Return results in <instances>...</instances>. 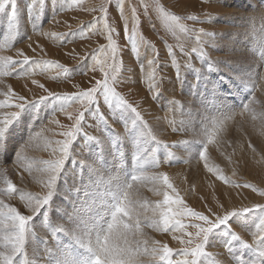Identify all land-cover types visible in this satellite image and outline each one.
Instances as JSON below:
<instances>
[{
  "label": "rangeland",
  "instance_id": "rangeland-1",
  "mask_svg": "<svg viewBox=\"0 0 264 264\" xmlns=\"http://www.w3.org/2000/svg\"><path fill=\"white\" fill-rule=\"evenodd\" d=\"M29 2L30 0H18V17L16 20L18 28L14 39H6L10 21L7 12H0V55H11L17 58V49L23 48L25 54L30 57L58 61L68 68H74L71 73L73 77L64 82H57L55 77L58 69L55 68L41 72L39 69L33 71L28 65H25L24 67L29 68V71L32 72L30 77H26L20 68L11 72V67H9L11 74L0 76V80L4 81L0 85V93L6 90L7 86H11L14 92L30 97L33 93H36L37 96L46 95L31 83L32 79L38 80L49 90L60 93H74L78 89L90 87L91 83L94 82V80L91 82L89 80L91 74L82 75V73L87 66L90 67L95 63L91 55L92 50L101 44H106L107 41L99 33L89 32L86 36H78L77 32L81 25H87L94 18L100 16L99 11L92 12L90 9L93 4L98 6L102 0H45L43 12L38 21L29 18L27 11ZM145 2L150 5L146 16L142 14L143 5L140 0H124L125 15L130 16V8L138 6V14H140L139 32L145 40L156 46L161 58L164 57L167 46L172 45L173 51L176 53L175 59L183 65L182 54L179 52L180 46L182 44L186 48L195 46V36L179 31L174 35L168 31L156 12L155 6L157 4L182 17L181 22L189 29L198 30L204 27L207 31H215L224 35L222 39L225 47L221 50L212 51L211 59L228 60L231 63L226 66L221 64L219 68H210L207 61L197 58L194 61L196 68L184 71L177 78L174 73L175 66L171 63L172 57H168V63L162 62L159 63V66H155L156 78L159 80L163 91L152 101L153 107L149 109V106L143 103L144 97L155 95V91H159L156 89L153 93L148 92V76L154 67L147 64V59L150 58L149 46L138 39L125 40L123 20H119V23L116 22L119 8L115 0H112L108 6L109 23L116 28L117 35L114 38L117 44L126 45L122 47L120 52L121 68L118 79L121 85L116 90L125 95L130 103L134 102V106H140L143 121L146 122V129L127 105H120L113 101L111 106L102 107L101 111L104 112L107 119L95 117L87 135L81 134L77 137L57 181L52 205L47 209V219L44 217L45 210L42 209L40 215L32 222L35 235L30 239L27 246L30 259L34 249L39 255L45 247L51 246L55 242L56 248L53 249V257L59 259L61 264L64 261H67L68 264H86L88 253L86 249L75 243L76 237H80L85 243L89 239L94 240L95 234L105 224L110 212V205L114 202L113 196L122 193L133 174L141 176V179L134 183L130 191L136 199L138 208L141 205L146 206V211L143 208L140 209L143 215L151 216L157 202L163 200L162 192L165 189L161 184H153L151 180V177L157 172L167 174L169 182L180 191L187 205L198 211H204L206 204L215 206L217 200L222 201L226 206H241V204L252 206L256 203H264V197L259 196L258 193H253L251 189H232L217 178L219 175H224L239 183L248 181L258 188H264V151L257 150L259 146L264 144V138L259 141L255 140V136L247 138L245 141L242 139L241 148L249 147V144L252 145V148L247 151L243 149L238 151L233 142H235L237 134L241 132L240 125L244 120L239 119L238 115L235 116V119L239 122L229 121L228 125L230 124L231 129L221 131L218 136H224L216 137V142L208 146L206 154L209 159H212L211 164L221 169V173H210L209 176L206 175L200 181L193 176H185L184 172H180L176 176L171 174L175 170H177L176 172L180 169L186 170L192 162L199 160L194 157L201 149L202 141L208 132L203 129L202 124L204 118L211 112L220 109L224 113L233 110L239 112L243 103L254 99V103L250 106L251 113L242 116L247 119L246 124L241 125L243 136L245 138V133L250 136L254 132V128L261 129L264 127V122L261 120V116H264V81L257 83L254 94L249 95L241 80L233 78L234 76H251L252 71L255 73L264 72V64L259 62V56L264 52V30H262L264 25L257 20L249 37L245 32V18L251 14H258L264 8V0H216L222 8H210L207 6L206 0H145ZM201 4L204 6L201 7ZM62 9L65 10L62 11ZM202 11L210 12L212 19L204 22L187 19L190 15L199 17ZM55 16V21H51ZM209 25H214V27H209ZM37 26L45 32L67 33L69 35L61 41L52 36L41 35L39 32L34 34L33 29ZM129 28H131V21ZM234 32L240 33L235 40L231 38ZM30 35L36 53H33L24 44ZM37 45L40 47H36ZM41 47L44 49L43 53L40 52ZM239 47L246 50L244 56L240 53ZM205 50L208 51L207 48ZM224 52L231 53V56L229 58L223 57ZM84 56L88 58L82 62L81 57ZM245 68L250 70L243 73ZM196 69H199V72ZM102 75L97 71L95 78L99 79ZM213 85L219 86V93H213ZM262 86L263 92L259 96ZM28 89H32V91L29 92ZM0 99H4L2 94H0ZM172 100L179 102L175 108L170 104ZM61 106L62 102L54 99L46 100L39 105H29L10 129L9 141L13 151L17 145L27 140L30 131H40L44 127L49 129L42 138L33 142L26 154L25 164L32 167V175H29L23 167L14 168L11 153L3 158L6 163L5 166L9 169L7 178L27 192L43 194L42 186L38 182L41 178L40 169L44 167L43 161L51 157L50 151L45 148V142L47 139H62L61 136L57 135L62 129L50 121L55 117L60 124L71 123L67 116L59 111ZM78 107V104H74L71 110L74 111ZM88 118L91 119L90 116ZM156 119L163 124L164 128L161 132L156 129L157 126L154 123ZM173 129L179 130L173 131ZM226 132L227 136L225 137ZM163 133L167 135L165 138H163ZM88 135L96 136L99 142L95 139L89 140ZM152 136L171 147L165 149L155 143ZM180 141H189L190 143L184 145L178 143ZM243 141L245 145H243ZM253 148L256 149L255 152H253ZM2 151L3 144L0 143V152ZM169 152L172 153L171 157L168 156ZM137 154L143 157V167H138L133 159ZM153 157L163 162L160 167L157 168L151 163ZM169 160H171L170 166ZM184 161L188 162L185 163ZM233 172L236 175H233ZM21 177L24 178L23 183H21ZM217 183L220 186L216 187ZM2 187H5L4 176H0V188ZM237 192H242L246 199L241 200L237 196ZM11 203L22 207L18 203V197ZM70 212L73 213L74 217L75 234L71 238L67 233H58L53 236L52 229L63 224ZM233 220L236 218L234 217ZM238 222L246 232L243 234V239L252 243V232L255 231L254 225L257 222V217L254 213H249ZM230 223L232 222L230 221ZM233 229L238 233L240 232L235 224H233ZM142 231L147 238L150 237L167 243L174 250L182 247L178 241L172 238L171 233L164 234L150 228H143ZM189 231L193 230L189 229ZM139 238L144 239L146 237ZM213 238L221 245L227 240L228 234L224 226L215 229L213 234L209 236V241L212 242ZM44 241H47V244ZM232 248V255L243 254L248 264H252L255 259L252 249L242 248L238 241L233 242ZM206 250L218 264H223L219 255L221 248L210 244ZM140 259L143 264H157V261H154L147 254ZM207 264H211V262L208 261Z\"/></svg>",
  "mask_w": 264,
  "mask_h": 264
},
{
  "label": "snow or ice",
  "instance_id": "snow-or-ice-1",
  "mask_svg": "<svg viewBox=\"0 0 264 264\" xmlns=\"http://www.w3.org/2000/svg\"><path fill=\"white\" fill-rule=\"evenodd\" d=\"M112 0H102L97 6L93 4L90 11L100 12V16L94 18L89 24L81 25L77 32L78 36H86L89 32L93 34L99 33L103 35L107 41L106 44H101L98 48L92 50V57L95 60L90 67L87 66L82 75H88L91 83L90 87L86 89H78L74 93H60L49 90L38 80L32 79L31 83L36 85L38 89H41L46 95H33L30 97L26 94H20L14 92L11 86H7L6 90L2 91L4 99H0V143L3 144V151L0 152V176H4L5 187L0 188V264H61V261L53 257V249L56 248V243H52L51 246L45 247L43 252L37 255L36 250L32 252V258H29L27 252V246L35 233L32 228L33 220L40 215L42 209L44 211V217L47 219V209L52 205V198L56 192L57 181L60 178V174L64 169V165L69 155L71 154L72 146L77 140V137L81 134L87 135L88 129L91 127L95 117L99 116L101 119H107L104 112L101 111L103 106H111L113 101L120 105H127L136 118L141 121L146 129V122L143 121V116L140 110V106H134V102L130 103L125 95H122L116 89L121 85L118 75L121 68L120 52L122 47L126 45H118L114 36L117 35L116 28L109 23V4ZM115 3L119 8V15L116 18V22L123 20L124 37L125 40L138 39L149 46L150 58L147 59L149 66H154L151 73H149L148 79V92L155 95H146L143 103L149 106V109L153 107L152 101L161 94L163 89L160 86L159 80H157L156 67L159 63L167 62L168 57H172L171 63L175 66V75L179 78L184 71L196 68L194 61L199 58L200 60L207 61L208 66L219 68L221 64L228 65L231 61L211 59V52L214 50H221L225 47V43L222 39L224 35L215 32L207 31L204 27L196 29H189L184 23L181 22L182 17L175 15L171 11L166 10L163 6L157 4L155 6L156 12L165 28L172 32L174 35L177 31L185 34H194L195 46L185 47L183 44L180 46L179 52L182 54L183 65L177 62L175 59L176 53L173 51V46L168 45L166 53L163 58L160 56V52L156 46L150 41L144 39L139 32L140 14H138V6H132L130 8V16L125 15L124 0H115ZM143 5V15H147L150 5L145 0H140ZM208 7L222 8L216 0H206ZM45 0H30L27 5V11L30 19L38 21L40 15L43 12ZM204 5L201 4V7ZM65 9H62L64 11ZM0 12H7L9 18V26L7 29L6 39H14L18 25L16 23L18 17V0H0ZM228 18V17H225ZM56 16L51 21H55ZM191 21H209L212 19L210 12H201L200 16L190 15L187 17ZM259 20L264 25V8L260 10L258 14H251L245 18V32L249 37L250 31L254 28L256 21ZM131 21V28H129V22ZM99 26V27H98ZM214 27V25H209ZM264 30V27H262ZM39 32L44 36H52L61 41L64 40L67 33H50L45 32L39 26L33 29V33ZM239 32L232 33V39L235 40L239 36ZM25 46L31 49L33 53H36V48L32 44V36L30 35L27 40L24 41ZM36 47H40L37 45ZM208 49L206 51L205 49ZM40 52L43 53L44 49L41 47ZM195 54V55H193ZM16 57L11 55H0V76H8L11 72H14L17 68H20L26 77H30L33 71L39 69L41 72H46L50 68L58 69L55 79L57 82H64L72 79L71 73L74 68H68L58 61L46 60L43 58L30 57L25 54L23 48L17 49ZM87 56L81 57V61H86ZM259 62L264 64V52L259 56ZM28 65L29 68L24 66ZM11 67V72L9 71ZM199 72V69H196ZM99 71L103 75L101 78L96 79V73ZM200 78L199 76L197 77ZM239 78L241 83L244 84L248 90L249 95H253L256 83L255 81H264V72L258 74L253 73L251 76L245 77H233ZM4 83L0 80V85ZM29 92L32 89H28ZM213 93H219V86L213 85ZM102 98V103H101ZM57 100L62 102V106L59 108L60 112H63L67 119L71 122L67 125L60 124L58 120L53 117L50 121L52 124L58 125L62 131L57 133L62 139L52 140L47 139L45 142L46 150L50 151L51 157L43 161L44 167L40 169L41 178L39 183L42 186L43 194L27 192L22 187H17L12 180L7 178L9 171L5 166L3 158H6L11 153V160L14 168H25L29 175H32V167L26 165L28 149L33 145V142L43 137V134L49 129L47 127L41 128L40 131L29 132L27 140L16 146L13 151L10 146V129L12 125L19 120L21 114L29 105H39L46 100ZM178 101L172 100L170 104L173 108L176 107ZM253 100H248L247 103H243L240 111H229L227 114L220 118H216L212 121L211 129L207 132L206 137L202 141V147L198 154L194 157L203 161V167L209 173L219 174L221 169L218 166H210L209 157L206 154L209 144L216 141V137L221 131H226L229 121H233L236 115L245 116L250 114L252 109L251 105ZM78 104L79 107L74 111L71 110L72 105ZM91 117V119L88 118ZM253 119L255 117L253 116ZM262 122H264V116H261ZM179 129H173L178 131ZM264 134V133H262ZM89 140H97L96 136L88 135ZM152 140L163 146L165 149L171 147L168 144H164L161 141L156 140L155 136H152ZM99 142V141H98ZM187 145L189 141H180ZM249 148L252 145L249 144ZM256 151L255 148L252 149ZM155 151V149H153ZM172 153L169 152L168 156L171 157ZM138 167H143V157L139 154L133 157ZM171 160L168 161L169 166ZM187 163L188 161H184ZM151 163L157 168L161 166L162 161L152 158ZM233 175H236L233 172ZM218 178L229 185L232 189H251L253 193H258L259 196L264 197V188H258L255 185L244 181L243 183L236 182L227 176L219 175ZM23 177H21V183H23ZM141 179V176L133 174L130 177V182L127 183V187L119 195L113 196V203L110 205V212L104 226L98 231L94 240L89 239L87 243L80 237H76L75 243L80 247L86 249L88 257L86 264H143L140 259L143 255L147 254L157 264H207L208 261L211 264H218L215 259L211 258L210 253L207 252V248L210 244L215 247L221 248L219 255L223 261V264H248L246 258L241 255H232L233 242L238 241L242 248L252 249L254 251L255 259L252 264H264V203H256L252 206L241 204V206L231 205L226 206L222 201L217 200L215 206L206 204L204 211H198L189 207L185 202L184 197L181 196L180 191L169 182V177L163 172H157L152 177L153 184H161L165 189L162 192L163 200L157 202L156 208L153 209L151 216L143 215L141 208L146 209L145 205L137 207L136 199L131 194V189L134 183ZM170 190V191H169ZM188 191V190H186ZM237 196L244 200L246 197L242 192H237ZM18 197V203L20 206L13 205L11 201L16 200ZM249 213H254L257 217V222L254 225L255 231L252 232L253 242L248 243L243 239L244 232L241 224L238 222L246 217ZM236 220H233V218ZM73 213H68L67 219L63 224L57 225L52 229L53 236L58 233H67L71 238L76 231L75 223H73ZM230 221L232 223H230ZM235 227L240 229L238 233L233 229ZM224 226L228 238L225 242L218 244L213 238V241H209V236L213 234L214 230ZM143 228H150L153 231L168 234H172V238L180 245L181 248L174 250L170 248L167 243H162L160 240H154L147 238L146 234L142 231ZM192 229L193 231H189ZM179 233V235H176ZM146 237L140 239L139 237ZM47 244V241H44ZM232 256V258H230ZM179 257V258H176ZM63 264H68L64 261Z\"/></svg>",
  "mask_w": 264,
  "mask_h": 264
},
{
  "label": "bare ground",
  "instance_id": "bare-ground-1",
  "mask_svg": "<svg viewBox=\"0 0 264 264\" xmlns=\"http://www.w3.org/2000/svg\"><path fill=\"white\" fill-rule=\"evenodd\" d=\"M234 1H236V0H234ZM37 39V38H36ZM246 39V38H245ZM37 42H38V39H37ZM240 48V53L244 56V54L246 53V50L245 49H243V48H241V47H239ZM231 56V53H227V52H224V54H223V57H225V58H229ZM248 70H250L249 68H245V70L243 71V73H245V71H248ZM251 73H255V72H251ZM256 74H258V73H256ZM261 83L262 81H260V80H256L255 81V83L257 84V83ZM263 92V86H262V89H261V92H260V95L259 96H261V93ZM210 102H212V101H210ZM213 103H214V101H213ZM216 104V103H215ZM214 105V104H213ZM212 106V105H211ZM217 107V106H216ZM215 108V107H214ZM209 110V109H208ZM225 114H227V113H224V112H222V109H220V110H215V112H211L210 114H208L207 115V117L206 118H204V122H203V124H202V127H203V129H205V131H209L210 129H211V126H212V121L213 120H215L216 118H220V117H222L223 115H225ZM155 117V116H154ZM238 117H239V119H244L243 121H242V126H244L245 124H246V121H247V119L246 118H243L242 116H240V115H238ZM246 119V120H245ZM233 121H238L237 119H234ZM232 122V121H231ZM239 122V121H238ZM237 122V123H238ZM154 123L156 124V129L159 131V132H161L162 130H163V124H162V122L161 121H159L158 119H156V121H154ZM240 125V124H239ZM240 125V129H241V132H239L238 134H237V138H236V140H235V142H233L234 144V146L238 149V151H241L242 149L244 150V151H247L248 149H249V147H243V148H241V140L243 139L244 141L245 140H247V138H250V137H253V136H255L254 138H255V140L256 141H259V140H261V139H263L264 138V134H262V133H264V127H262L261 129H259V128H254V132H252V134H250V136L248 135V134H246L245 133V138H244V136H243V127ZM228 127H230V128H228ZM233 127V126H232ZM236 129H237V127H235ZM230 130L231 129V126H230V124L227 126V129L226 130ZM233 130V129H232ZM198 132V131H197ZM232 132V131H231ZM199 133H201L200 131H199ZM205 134H206V132H204ZM203 133V135H205ZM225 133V132H224ZM223 133V134H224ZM161 134V133H160ZM164 137L163 138H165V135H166V133H163L162 134ZM161 135V136H162ZM203 135L201 134V136L203 137ZM167 136V135H166ZM221 136H224V135H221ZM221 136H217V137H221ZM227 136V132H226V134H225V137ZM228 138V137H227ZM223 140H224V138H223ZM244 141L242 142L243 143V145H245V143H244ZM264 141V140H263ZM216 142V141H215ZM218 142V141H217ZM212 146H214V145H212ZM247 146V145H246ZM215 147V146H214ZM210 148V147H209ZM234 148V147H233ZM215 151H216V149L215 148H213ZM260 150L261 152H263L264 151V144H262L261 146H259L258 148H257V150ZM195 150V149H194ZM260 151H258V152H260ZM264 153V152H263ZM260 154H262V153H260ZM227 156H229V155H227ZM252 157V156H251ZM198 158V157H197ZM228 159V158H227ZM192 160V159H191ZM194 161V160H193ZM211 162H212V159L210 158L209 159V164H210V166H213L212 164H211ZM221 162V161H220ZM189 167V166H188ZM149 169V168H148ZM179 169V168H178ZM151 170V169H150ZM150 170H148V171H150ZM177 170H175V171H172V173L171 174H173V175H178L180 172H184L185 173V176H193V177H195L196 178V180H198V181H200V180H203L204 179V177L206 176V175H208L209 176V172H207V170L203 167V161H200V160H197L196 162H192L191 164H190V167L189 168H186V170H178V172H176ZM151 172V171H150ZM211 174H213V173H211ZM213 178H215L214 176H213ZM217 178H218V176H217ZM216 180H218V179H216ZM215 180V181H216ZM223 182V181H222ZM219 183V182H218ZM217 183V185H215L216 187L217 186H220V184H218ZM138 190V189H137ZM136 190V191H137ZM140 190V189H139ZM135 192V191H134ZM138 192V191H137ZM145 193V192H144ZM136 194V193H135ZM139 195V194H138ZM137 195V196H138ZM140 195H141V193H140ZM147 237V236H146ZM150 238V237H149Z\"/></svg>",
  "mask_w": 264,
  "mask_h": 264
}]
</instances>
